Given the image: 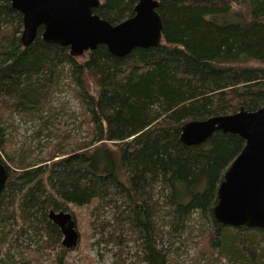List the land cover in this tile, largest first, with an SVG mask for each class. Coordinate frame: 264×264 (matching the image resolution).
Masks as SVG:
<instances>
[{
	"label": "trees",
	"instance_id": "1",
	"mask_svg": "<svg viewBox=\"0 0 264 264\" xmlns=\"http://www.w3.org/2000/svg\"><path fill=\"white\" fill-rule=\"evenodd\" d=\"M135 4L100 0L93 12L116 24ZM157 11L159 46L119 57L98 45L73 57L45 42L42 27L24 47L22 14L0 0V163L7 170L0 264H37L23 253L29 231L41 246H59L48 211L69 205L88 208L90 217L107 210L100 234L121 251L133 244L138 263L178 264L171 240L187 243L195 234L188 264H264L263 229L213 216L218 185L244 140L220 131L196 145L179 140L187 121L264 105V0H159ZM62 79L79 103L87 141L64 135L44 155L26 144L12 149L6 130L15 115L55 128L46 115ZM55 260L64 264L59 254Z\"/></svg>",
	"mask_w": 264,
	"mask_h": 264
},
{
	"label": "water",
	"instance_id": "2",
	"mask_svg": "<svg viewBox=\"0 0 264 264\" xmlns=\"http://www.w3.org/2000/svg\"><path fill=\"white\" fill-rule=\"evenodd\" d=\"M10 2L22 14L20 41L24 47L34 41L40 27L45 42L68 47L73 57H81L98 45L123 57L136 47H156L162 41L159 0H136L133 15L116 24L93 12L100 0ZM219 131L239 135L244 145L218 185L213 216L223 225L264 230V105L255 111L240 107L232 114L187 121L181 126L179 140L185 145H196ZM6 181L7 170L0 163V194ZM48 218L61 232V245L74 248L79 232L72 214L49 210Z\"/></svg>",
	"mask_w": 264,
	"mask_h": 264
},
{
	"label": "rangeland",
	"instance_id": "3",
	"mask_svg": "<svg viewBox=\"0 0 264 264\" xmlns=\"http://www.w3.org/2000/svg\"><path fill=\"white\" fill-rule=\"evenodd\" d=\"M51 104L55 110L46 116L55 125V128L50 124L45 127L44 119L30 120L20 115L14 116L12 125L6 130V135H12L16 142L12 145V149L20 150L26 144L27 148L35 153L39 151L37 149H40L44 155L48 147L56 144L59 139H64V135H70L71 140L77 144L87 141V135H89L87 124L83 122L79 103L74 97L67 79H62L60 89L54 94ZM68 212L72 214L79 232L77 245L71 249L64 248L61 245V235L59 246L45 248L41 246L40 242H37V237L33 238V232L29 231L32 241L27 240L30 247L23 252L24 256L33 257L37 264H55L57 254L62 257L64 264H144L138 263L136 247L133 244H126L121 251L113 243L107 242V232H104L103 235L100 234L102 227L99 224L102 221H109L110 218L107 210L102 211L100 215L96 214L95 217H90L88 208L69 205ZM93 220L95 221L93 222ZM197 240L195 234L187 243L182 242V238L171 240L170 251L176 254L178 264L190 262L197 250ZM6 249V247L2 249L0 257L4 255ZM17 252L21 253V250ZM17 252L13 251L15 256Z\"/></svg>",
	"mask_w": 264,
	"mask_h": 264
}]
</instances>
